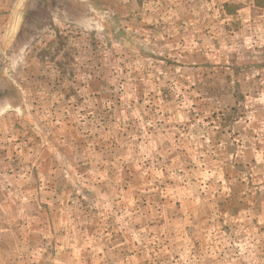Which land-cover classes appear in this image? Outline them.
I'll return each mask as SVG.
<instances>
[{
    "label": "rangeland",
    "instance_id": "obj_1",
    "mask_svg": "<svg viewBox=\"0 0 264 264\" xmlns=\"http://www.w3.org/2000/svg\"><path fill=\"white\" fill-rule=\"evenodd\" d=\"M21 4L0 264H264V0Z\"/></svg>",
    "mask_w": 264,
    "mask_h": 264
},
{
    "label": "crops",
    "instance_id": "obj_2",
    "mask_svg": "<svg viewBox=\"0 0 264 264\" xmlns=\"http://www.w3.org/2000/svg\"><path fill=\"white\" fill-rule=\"evenodd\" d=\"M22 6L21 0H0V60H6L8 52L11 54L16 44L15 35L18 34L22 21ZM9 71L5 65L3 67L0 66V76L6 75ZM12 71L19 76V80H21L22 74L27 75L28 73L26 68L19 66H14ZM38 89L40 90L41 88Z\"/></svg>",
    "mask_w": 264,
    "mask_h": 264
}]
</instances>
